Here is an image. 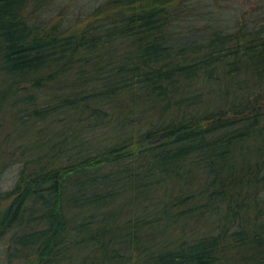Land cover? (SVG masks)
I'll return each instance as SVG.
<instances>
[{"label":"trees","instance_id":"1","mask_svg":"<svg viewBox=\"0 0 264 264\" xmlns=\"http://www.w3.org/2000/svg\"><path fill=\"white\" fill-rule=\"evenodd\" d=\"M42 3L0 0L11 256L264 264V0H105L71 29Z\"/></svg>","mask_w":264,"mask_h":264},{"label":"rangeland","instance_id":"2","mask_svg":"<svg viewBox=\"0 0 264 264\" xmlns=\"http://www.w3.org/2000/svg\"><path fill=\"white\" fill-rule=\"evenodd\" d=\"M41 9L38 17L42 18V22L61 23L63 28H74L76 25L85 22L95 8L102 4L105 0H42ZM255 3V2H254ZM257 5V3L255 4ZM14 128L9 127V131L14 133ZM0 166V192H8L12 190L18 180L21 170L20 163L6 161ZM5 163V164H4ZM13 246H9L7 240L0 242V264H21L20 259L11 256ZM31 253L30 247L22 248L21 254L27 255Z\"/></svg>","mask_w":264,"mask_h":264}]
</instances>
